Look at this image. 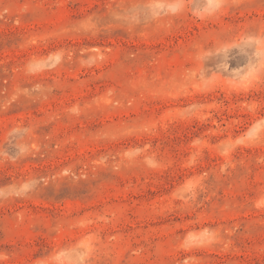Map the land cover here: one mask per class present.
Segmentation results:
<instances>
[{
  "label": "rangeland",
  "instance_id": "rangeland-1",
  "mask_svg": "<svg viewBox=\"0 0 264 264\" xmlns=\"http://www.w3.org/2000/svg\"><path fill=\"white\" fill-rule=\"evenodd\" d=\"M0 264H264V0H0Z\"/></svg>",
  "mask_w": 264,
  "mask_h": 264
}]
</instances>
